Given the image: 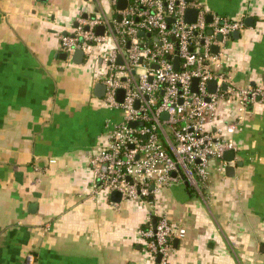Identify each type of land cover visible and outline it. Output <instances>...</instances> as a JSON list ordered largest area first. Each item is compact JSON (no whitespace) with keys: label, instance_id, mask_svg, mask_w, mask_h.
<instances>
[{"label":"crops","instance_id":"0c3cea01","mask_svg":"<svg viewBox=\"0 0 264 264\" xmlns=\"http://www.w3.org/2000/svg\"><path fill=\"white\" fill-rule=\"evenodd\" d=\"M203 2L254 18L221 47L220 61L236 84L264 89V0ZM110 5L0 0V264H150L138 230L162 213L177 232L168 264H264V98L234 135L235 175L224 155L213 159L205 194L185 181L152 203L89 194L90 157L121 116L95 96L88 65L59 56L60 36Z\"/></svg>","mask_w":264,"mask_h":264},{"label":"built area","instance_id":"2783aa9c","mask_svg":"<svg viewBox=\"0 0 264 264\" xmlns=\"http://www.w3.org/2000/svg\"><path fill=\"white\" fill-rule=\"evenodd\" d=\"M117 2L110 0L109 11L88 12L60 36L68 58L79 48L84 51L83 63L106 86L100 99L121 116L109 123L106 144L90 157L94 179L89 194L116 190L122 199L152 203L159 190L185 180L205 194L213 159L237 149L234 135L249 106L264 98L262 86L236 84L220 61L221 47L246 27L245 20L211 11L203 0H129L125 9L117 8ZM190 8L198 11L194 22L186 20ZM100 25L105 26L102 35L96 33ZM175 55L180 57L178 69ZM194 77L199 79L197 91L192 89ZM210 80L217 81L215 92L208 88ZM139 121L143 124L131 125ZM156 218L155 227L150 217L138 232L150 264H168L177 232L166 213Z\"/></svg>","mask_w":264,"mask_h":264},{"label":"water","instance_id":"95a60500","mask_svg":"<svg viewBox=\"0 0 264 264\" xmlns=\"http://www.w3.org/2000/svg\"><path fill=\"white\" fill-rule=\"evenodd\" d=\"M40 2H46L48 0H38ZM128 1L129 0H118L117 2V8L119 9H125L127 4H128ZM197 9L195 8H190L187 10V13H186V20L188 22H194L197 18ZM88 14L85 13V17H87ZM118 19L120 20L121 19V15H118ZM170 21H173V18H169ZM208 20L211 21L212 20V16L209 15L208 16ZM245 23L248 25V26H253L254 25V18L253 17H246L245 18ZM75 25L77 26L78 23H75ZM88 28V27H87ZM105 32V26L104 25H100L96 28V33L98 35H102L104 34ZM211 33V31H209ZM67 33V32H66ZM65 33V34H66ZM140 35H144V32H141ZM233 36L235 38H239L240 37V31L237 30L233 33ZM175 39V37H173ZM178 51V49L176 50V52ZM213 51L214 52H218L219 51V47L218 46H214L213 47ZM61 58H63L64 60L68 59V53L65 52V51H62L60 52V55H59ZM84 58H85V53L84 51L79 48L77 49L72 57H71V60L72 62L76 63V64H82L83 61H84ZM122 59L119 57V62H121ZM179 64H180V57L179 55H175L174 57V66H175V69H178L179 68ZM198 77H194L193 78V85H192V89L194 91H197L198 90ZM208 88L211 92H215L216 91V88H217V81L216 80H210L208 82ZM227 88V83H224L223 84V89H226ZM105 90H106V86L105 84L101 83V82H97L95 84V87H94V94L96 97L98 98H101L104 96L105 94ZM123 90H120L119 91V96L123 99ZM121 99V100H122ZM165 118L168 117V114L167 113H164L163 114ZM137 124H143L142 121H139V122H131V125L132 126H136ZM235 150H227L225 153H224V159L228 162V164L226 165V173L227 175L229 176H234L235 175V165L232 163V161L235 159ZM238 165H242L243 164V161H238L237 162ZM103 170H106V164H104L103 166ZM176 174V173H175ZM185 184L188 185V181L185 180ZM111 198L113 201L115 202H120L122 200V193L120 191H113L111 193ZM30 207V210L33 211V209L35 210L37 208V203H30L29 205ZM156 221H157V218L154 217V220H153V226L155 227L156 226ZM157 260H160V255L158 256Z\"/></svg>","mask_w":264,"mask_h":264},{"label":"rangeland","instance_id":"374dc122","mask_svg":"<svg viewBox=\"0 0 264 264\" xmlns=\"http://www.w3.org/2000/svg\"><path fill=\"white\" fill-rule=\"evenodd\" d=\"M110 9V6H108V10ZM118 99L121 100L122 98L119 96V93H118Z\"/></svg>","mask_w":264,"mask_h":264}]
</instances>
